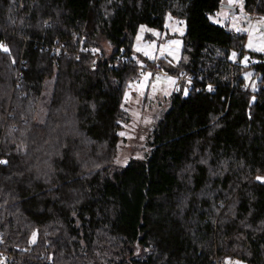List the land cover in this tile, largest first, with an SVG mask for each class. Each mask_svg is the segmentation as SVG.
Returning a JSON list of instances; mask_svg holds the SVG:
<instances>
[{"label": "trees", "instance_id": "1", "mask_svg": "<svg viewBox=\"0 0 264 264\" xmlns=\"http://www.w3.org/2000/svg\"><path fill=\"white\" fill-rule=\"evenodd\" d=\"M220 3L0 0L2 264H215L229 251L264 264V54L210 21ZM243 4L264 15V0ZM166 14L185 22L181 59L142 60L193 85L171 94L145 156L117 165L133 36ZM232 50L254 58V89Z\"/></svg>", "mask_w": 264, "mask_h": 264}, {"label": "rangeland", "instance_id": "2", "mask_svg": "<svg viewBox=\"0 0 264 264\" xmlns=\"http://www.w3.org/2000/svg\"><path fill=\"white\" fill-rule=\"evenodd\" d=\"M237 9L232 13V9ZM210 21L224 25L229 29L243 35V46L246 50L258 54H264V15L259 13H248L244 9L243 0H221L220 7L211 15ZM184 20L166 14L163 28H152L140 24L133 36L131 49L135 56V62L141 66L146 65L143 61H169L177 63L182 57L183 39L185 32ZM100 47L106 54H110L113 47L105 40L99 41ZM108 58L109 55H104ZM230 58L233 62L241 64L245 85L250 89L257 86V76L249 67L255 60L248 52L243 50L242 56L237 57L236 50H232ZM13 64V59H10ZM168 71L162 67V73L150 79L146 71H139V76L127 83L123 105L130 113V121L124 124L115 149L113 162L117 165H125L131 159H142L148 150V140L154 120L159 112L167 108V100L171 94L179 90L172 75H166ZM2 74V75H1ZM10 73L5 69L0 71V80L3 84H11ZM7 83H5V82ZM7 88V87H5ZM185 92L184 88H180ZM0 100V108L4 106ZM2 110V109H1ZM162 110V111H161ZM190 173L189 168H186ZM257 177L264 181V171ZM215 190L206 193L207 199L215 205ZM218 219V216L215 220ZM140 248L134 251L139 254ZM233 252L215 258V264H251L247 260L233 257ZM3 258L0 257V264Z\"/></svg>", "mask_w": 264, "mask_h": 264}, {"label": "built area", "instance_id": "3", "mask_svg": "<svg viewBox=\"0 0 264 264\" xmlns=\"http://www.w3.org/2000/svg\"><path fill=\"white\" fill-rule=\"evenodd\" d=\"M230 33L233 34V35L237 34V32L234 31V30H231ZM54 48L56 49V48H59V47L58 46H54ZM112 64L114 66H116V65L119 64V61H113ZM138 70L139 71H146L148 73V75H149V78L153 79V78L156 77V75L162 73V66L159 63H147L144 66L143 65H141V66L138 65ZM166 75H172L175 78L176 86L184 88L185 92H187L193 85V79H192L193 76L191 74H188V73L184 72V71H180V72H177V73H174V74L170 73V72H167ZM206 86L212 89L214 87V83L207 82ZM242 88H243V90H245L246 86H243ZM0 256L5 257L6 259L11 258V255L9 253L2 252L1 250H0Z\"/></svg>", "mask_w": 264, "mask_h": 264}, {"label": "snow or ice", "instance_id": "4", "mask_svg": "<svg viewBox=\"0 0 264 264\" xmlns=\"http://www.w3.org/2000/svg\"><path fill=\"white\" fill-rule=\"evenodd\" d=\"M4 50L7 51L6 48ZM121 135H123V133H121ZM257 179L259 180V179H262V178L261 177H257Z\"/></svg>", "mask_w": 264, "mask_h": 264}, {"label": "water", "instance_id": "5", "mask_svg": "<svg viewBox=\"0 0 264 264\" xmlns=\"http://www.w3.org/2000/svg\"><path fill=\"white\" fill-rule=\"evenodd\" d=\"M237 12V9H232V13H236Z\"/></svg>", "mask_w": 264, "mask_h": 264}]
</instances>
